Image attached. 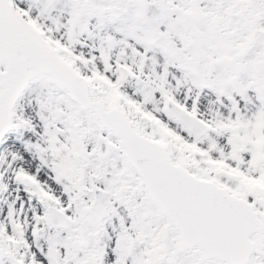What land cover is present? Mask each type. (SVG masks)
<instances>
[{
    "label": "snow or ice",
    "instance_id": "snow-or-ice-1",
    "mask_svg": "<svg viewBox=\"0 0 264 264\" xmlns=\"http://www.w3.org/2000/svg\"><path fill=\"white\" fill-rule=\"evenodd\" d=\"M0 264H264V0H0Z\"/></svg>",
    "mask_w": 264,
    "mask_h": 264
}]
</instances>
